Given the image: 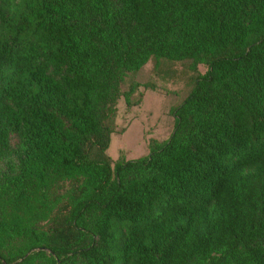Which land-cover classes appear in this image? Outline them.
Returning a JSON list of instances; mask_svg holds the SVG:
<instances>
[{"label": "trees", "instance_id": "1", "mask_svg": "<svg viewBox=\"0 0 264 264\" xmlns=\"http://www.w3.org/2000/svg\"><path fill=\"white\" fill-rule=\"evenodd\" d=\"M159 59L171 132L112 162ZM0 264H264V0H0Z\"/></svg>", "mask_w": 264, "mask_h": 264}, {"label": "rangeland", "instance_id": "2", "mask_svg": "<svg viewBox=\"0 0 264 264\" xmlns=\"http://www.w3.org/2000/svg\"><path fill=\"white\" fill-rule=\"evenodd\" d=\"M188 61L170 62L159 59L154 63L148 60L132 79L142 84L150 82L154 89L141 85L132 95L139 98L135 105L127 107L120 97L116 102L114 128L110 134L106 154L114 162L118 158L136 159L147 153L149 140L162 141L171 132L173 119L170 109L177 105L189 89L192 72ZM204 65L197 71L203 73Z\"/></svg>", "mask_w": 264, "mask_h": 264}]
</instances>
